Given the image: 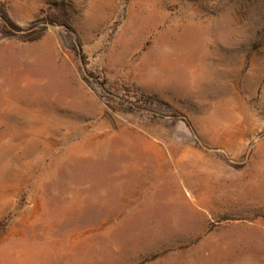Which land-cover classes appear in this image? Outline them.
<instances>
[{
    "label": "rangeland",
    "instance_id": "374dc122",
    "mask_svg": "<svg viewBox=\"0 0 264 264\" xmlns=\"http://www.w3.org/2000/svg\"><path fill=\"white\" fill-rule=\"evenodd\" d=\"M228 171L264 199V0H0V264H264L189 202Z\"/></svg>",
    "mask_w": 264,
    "mask_h": 264
},
{
    "label": "crops",
    "instance_id": "0c3cea01",
    "mask_svg": "<svg viewBox=\"0 0 264 264\" xmlns=\"http://www.w3.org/2000/svg\"><path fill=\"white\" fill-rule=\"evenodd\" d=\"M217 180L220 182L222 179L227 182L224 184L218 183L217 187H213L210 192H206V187H194L192 183H189L188 194L189 202L196 205H206L208 204V198L224 202L227 206L234 205L238 203L246 208L247 212L255 211L263 208L264 209V199L261 198V191L259 187H253L250 183L245 184L244 181L239 180L245 177L244 173H237L233 171H228L225 174H216ZM246 178V177H245ZM231 208L227 210L230 211Z\"/></svg>",
    "mask_w": 264,
    "mask_h": 264
},
{
    "label": "bare ground",
    "instance_id": "6f19581e",
    "mask_svg": "<svg viewBox=\"0 0 264 264\" xmlns=\"http://www.w3.org/2000/svg\"><path fill=\"white\" fill-rule=\"evenodd\" d=\"M181 44V43H180ZM179 48V47H178ZM184 48V47H183ZM176 52V51H175ZM167 59V58H166ZM182 59V58H181ZM186 59V58H185ZM164 61V60H163ZM174 72V71H173ZM177 74V73H176ZM209 73H207L206 75H208ZM167 75V74H166ZM216 75V74H215ZM169 76H171V75H169ZM218 76V75H217ZM168 77V76H167ZM183 77V76H182ZM199 77V76H198ZM210 77V76H209ZM211 77H212V75H211ZM210 77V78H211ZM213 77H216V76H213ZM169 78V77H168ZM174 78V77H173ZM177 78V77H176ZM180 78V77H179ZM193 78V77H192ZM194 78H196L195 76H194ZM208 78V76L207 77H205V78H202V77H199V78H197L196 80H194L193 79V82L192 83H190V86H191V84H192V86L194 85V86H196V87H198V86H202L203 84L205 85V83H208V82H210V84H211V80H208L207 79ZM219 78V77H218ZM218 78H216V79H218ZM162 79V78H161ZM184 79H185V77H184ZM183 79V80H184ZM188 79V78H187ZM207 79V80H206ZM212 79V78H211ZM215 79V78H214ZM171 80V79H170ZM186 80V79H185ZM189 80V79H188ZM169 81V80H168ZM190 81V80H189ZM191 81H192V79H191ZM212 81H214L213 79H212ZM162 82H164L165 83V80L164 81H162ZM178 82V81H177ZM186 82H187V80H186ZM172 83H173V81H172ZM180 83V82H179ZM181 83H182V81H181ZM178 84V83H177ZM189 84V83H188ZM214 84V83H213ZM169 85V84H168ZM207 85V84H206ZM172 86V85H171ZM174 86V85H173ZM181 86V85H180ZM189 86V85H188ZM189 86V87H190ZM213 86V85H212ZM190 88H192V87H190ZM206 88V87H205ZM180 89H182V86H181V88ZM189 89V88H188ZM204 89V88H203ZM209 89V88H208ZM198 90V89H197ZM196 91V90H195ZM203 92V91H202ZM201 93V92H200Z\"/></svg>",
    "mask_w": 264,
    "mask_h": 264
},
{
    "label": "trees",
    "instance_id": "16d2710c",
    "mask_svg": "<svg viewBox=\"0 0 264 264\" xmlns=\"http://www.w3.org/2000/svg\"><path fill=\"white\" fill-rule=\"evenodd\" d=\"M186 123L188 124L189 127H191V124L188 120H186Z\"/></svg>",
    "mask_w": 264,
    "mask_h": 264
}]
</instances>
